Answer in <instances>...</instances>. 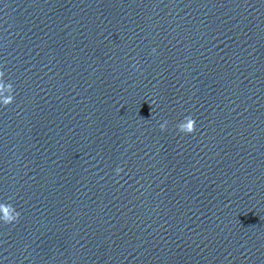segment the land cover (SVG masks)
<instances>
[{
	"label": "water",
	"instance_id": "95a60500",
	"mask_svg": "<svg viewBox=\"0 0 264 264\" xmlns=\"http://www.w3.org/2000/svg\"><path fill=\"white\" fill-rule=\"evenodd\" d=\"M0 71V264H264V0H0Z\"/></svg>",
	"mask_w": 264,
	"mask_h": 264
},
{
	"label": "clouds",
	"instance_id": "9594fccd",
	"mask_svg": "<svg viewBox=\"0 0 264 264\" xmlns=\"http://www.w3.org/2000/svg\"><path fill=\"white\" fill-rule=\"evenodd\" d=\"M149 55H158L155 47L150 48ZM133 70H137L139 65L133 61L132 65ZM15 95L13 83L4 77V72L0 71V108H3L6 105H9ZM168 121L166 119L162 120L158 124V128L161 132L166 129ZM177 131L180 133L188 134L192 133L195 130V124L193 119L190 116H185L181 121L176 125ZM113 174L119 176L123 171V168L120 165H117L113 168ZM20 217V212L16 208L4 201H0V223L2 224H15Z\"/></svg>",
	"mask_w": 264,
	"mask_h": 264
}]
</instances>
